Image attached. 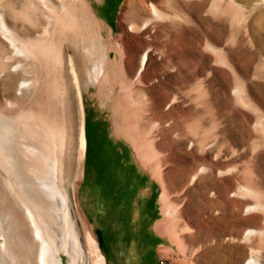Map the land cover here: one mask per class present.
Returning <instances> with one entry per match:
<instances>
[{"label":"rangeland","instance_id":"obj_1","mask_svg":"<svg viewBox=\"0 0 264 264\" xmlns=\"http://www.w3.org/2000/svg\"><path fill=\"white\" fill-rule=\"evenodd\" d=\"M151 1H80L113 62L96 81L82 60L90 43H61L57 90L40 96L55 163L48 172L43 157L35 162L31 194L64 264H96L89 233L105 264H264V2L154 0L178 15L177 35L160 27L154 37L133 16L148 15ZM5 181L0 208L13 198ZM150 192L151 219L134 222L132 200ZM27 227L24 246L33 243Z\"/></svg>","mask_w":264,"mask_h":264},{"label":"bare ground","instance_id":"obj_2","mask_svg":"<svg viewBox=\"0 0 264 264\" xmlns=\"http://www.w3.org/2000/svg\"><path fill=\"white\" fill-rule=\"evenodd\" d=\"M80 1L0 0V175L6 178L8 189L10 188L13 194L12 199L4 197L3 208L2 206L0 208V264H23L22 262L64 264L61 248L56 244L55 233L47 221L48 213L38 208L30 186L31 177L34 179L39 177L35 162L40 157L44 158L48 172L55 163L53 142L55 136L45 119L40 96L43 93L50 96L57 90V80L63 72L61 60L63 40H72L75 41V45L80 43L84 47L87 42L90 43V47L88 46L90 49L82 55V60L85 66L86 63L91 64L88 72L96 81L102 82L108 76L105 67L113 62L112 57L101 50L102 40L98 31L92 29L86 21L84 7ZM190 1L193 8L199 4L198 0ZM171 2L181 4L178 0H169V3ZM261 2L264 0H255L253 8ZM151 3L152 8L148 15L138 11L133 16L138 21L139 18L142 19L143 28L150 26L152 30L150 34L154 37L160 27L170 34L171 27L175 25L176 9L170 13L169 9L161 7L154 0ZM159 19L169 21L161 24L158 22ZM137 25L134 20L131 27H139ZM172 35L177 34L172 32ZM150 46L152 47L151 43L146 45L140 55L138 71L147 59V50ZM209 46L214 47L213 44ZM70 70L75 79H78L79 74L77 75L74 63L71 64ZM27 92L30 93V98L23 104V97ZM81 145L84 151L86 145L84 125L81 131ZM24 172L27 174L24 175ZM247 186L244 189L250 191L251 188ZM162 199L164 201V198ZM5 219L17 230V246L12 243L16 247H13L6 237L3 227ZM25 224L33 243L24 246L21 244L20 233ZM251 232L253 230L247 231ZM87 238L95 252V263L105 264L106 257L97 238L93 233H89ZM76 241L80 243L78 234ZM253 261L255 259L250 257L248 264Z\"/></svg>","mask_w":264,"mask_h":264},{"label":"crops","instance_id":"obj_3","mask_svg":"<svg viewBox=\"0 0 264 264\" xmlns=\"http://www.w3.org/2000/svg\"><path fill=\"white\" fill-rule=\"evenodd\" d=\"M140 199H141V202H140ZM121 202L123 203L124 200H122ZM132 206H133V212H135V215L139 216V218L135 219L134 222L135 221L140 222L141 220H144V219L145 220L151 219L150 215H152L153 210L156 207L155 205L153 208V201L151 200V192L148 193V195H146L143 198L142 197L139 198L138 196H136L132 200Z\"/></svg>","mask_w":264,"mask_h":264}]
</instances>
